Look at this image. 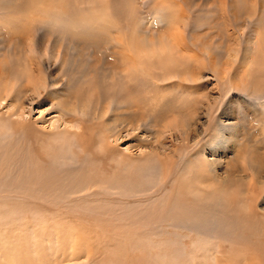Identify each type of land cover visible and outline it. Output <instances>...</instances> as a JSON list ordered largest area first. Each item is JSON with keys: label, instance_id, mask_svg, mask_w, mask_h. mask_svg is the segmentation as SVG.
I'll return each instance as SVG.
<instances>
[{"label": "rangeland", "instance_id": "1", "mask_svg": "<svg viewBox=\"0 0 264 264\" xmlns=\"http://www.w3.org/2000/svg\"><path fill=\"white\" fill-rule=\"evenodd\" d=\"M0 91V140L15 154L0 149V264H230L252 248L220 228L219 210L243 208L252 190L250 210L264 219V0H0ZM153 137L178 156L171 170ZM42 161L47 171L35 169ZM184 178L208 184L182 206L198 214L197 233L127 230L162 216ZM186 232L190 250L163 251ZM142 239L149 249L128 251Z\"/></svg>", "mask_w": 264, "mask_h": 264}, {"label": "bare ground", "instance_id": "2", "mask_svg": "<svg viewBox=\"0 0 264 264\" xmlns=\"http://www.w3.org/2000/svg\"><path fill=\"white\" fill-rule=\"evenodd\" d=\"M5 88V87H4ZM21 89V88H20ZM19 90V89H18ZM4 91V90H3ZM7 91V90H6ZM12 91V90H11ZM1 92V91H0ZM8 92H10V90L8 91ZM8 92L6 93V94H8ZM18 92V94H16V97H18L17 95H21V91L19 92V91H17ZM34 92H36L35 90H34ZM11 93V92H10ZM12 95H14V94H12ZM12 97V96H11ZM11 97H10V100L11 101H9V103H10V105L12 104L11 102H14L15 100H17V98L14 96V98H12L11 99ZM6 98V97H5ZM15 99V100H14ZM19 99L20 98H18V102H19ZM2 100V102H4V100L3 99H1ZM0 100V101H1ZM12 100H14V101H12ZM16 102V101H15ZM64 102V101H63ZM31 103V102H30ZM23 103L21 102V105H22ZM0 105H1V103H0ZM19 106H21L20 104H18ZM22 107H24V106H22ZM62 107V106H61ZM8 108V107H7ZM84 108V107H83ZM82 108V109H83ZM24 109V110H23ZM27 109H29V108H27ZM81 109V110H82ZM13 110V109H12ZM11 110V111H12ZM80 110V111H81ZM8 110H6V112H7ZM15 111H17V110H15ZM15 111H12V112H15ZM69 111V110H68ZM83 111V110H82ZM20 113V115H15V116H20L22 119H24L25 120V118H27V115H28V111L26 112V109L25 108H22V110L21 111H19ZM84 112V111H83ZM18 112H16V114H17ZM25 113H27V115H25ZM59 113V112H58ZM6 114V113H5ZM64 114V113H63ZM4 115V114H3ZM58 115V114H57ZM59 115H61V113L59 114ZM66 115V114H65ZM1 116H2V114H1ZM14 116V115H13ZM63 116V115H62ZM62 116H57V119L54 121V124H55V122H56V125L58 124V122L59 121H61V120H63L62 118ZM9 116H7V117H5V118H7L8 119V121H9V119L11 120V118H8ZM52 117H54V116H52ZM56 117V116H55ZM54 117V118H55ZM2 117H0V119H1ZM13 118V117H12ZM29 118V117H28ZM21 119V120H22ZM52 119V118H51ZM2 120V119H1ZM16 120H17V117H16V119H15V122H16ZM54 120V119H53ZM65 121V120H64ZM63 121V122H64ZM74 121V120H73ZM0 122H3V121H0ZM66 122V121H65ZM64 122V123H65ZM4 123H6V120H5V122ZM4 123H0L1 124V126L4 124ZM28 123V122H27ZM26 123V124H27ZM53 123V122H52ZM67 123V122H66ZM75 122H73L72 124H74ZM186 123V122H185ZM79 124V123H78ZM78 124H77V122H76V124H75V126H78ZM20 125V124H19ZM22 125V124H21ZM68 125V124H67ZM164 125V124H163ZM186 126V125H185ZM15 127H17V126H15ZM25 127H27V126H25ZM24 127V128H25ZM162 127H164V126H162ZM178 127V126H177ZM183 127V126H182ZM172 128V127H171ZM170 128V129H171ZM7 129V128H6ZM15 129V128H14ZM173 129V128H172ZM178 129V128H177ZM187 130V129H186ZM20 131V130H19ZM173 131H174V136H176V137H181V135L183 134L184 135V138H185V136H186V133H185V130L184 129H181L180 128V130H175V129H173ZM21 132H22V130H21ZM119 132V131H118ZM157 132H159V131H157ZM156 132V133H157ZM165 132H167L166 133V135L169 133V131L166 129V130H161L159 133H158V137H161V139L163 140V138H164V136H166L164 133ZM38 133V132H37ZM57 133V132H56ZM69 133V132H68ZM108 133V132H107ZM39 134H41V133H39ZM60 134H61V131H60ZM60 134H58L59 136H60ZM63 134V133H62ZM72 134H73V132H72ZM112 134H116V133H114L113 131H112ZM152 134V133H151ZM155 134V133H154ZM154 134H153V136H154ZM46 135H48V134H46ZM57 134H55V136H56ZM58 135L56 136V137H58ZM65 134H63V135H61V137L62 136H64ZM113 135V137L115 138V136ZM119 135H120V133H119ZM118 135V136H119ZM157 135V134H156ZM162 135H164V136H162ZM12 136V135H11ZM11 136H10V138H11ZM40 136V135H39ZM70 136H71V133H70ZM69 136V137H70ZM111 136V135H110ZM173 136V135H172ZM43 137H44V135H43ZM112 137V138H113ZM120 137V136H119ZM155 137V136H154ZM152 138V139H156V138ZM2 138V137H1ZM35 138V137H34ZM37 138V137H36ZM111 138V137H110ZM109 138V139H110ZM111 138V139H112ZM174 138V137H173ZM7 139V138H6ZM166 139H168V138H166ZM170 139V138H169ZM33 140V139H32ZM36 140V139H35ZM51 140H53V139H51ZM106 140V139H105ZM116 140V139H115ZM117 140H118V138H117ZM0 141H4L3 139L2 140H0ZM39 141V140H38ZM53 141H55V140H53ZM78 141V140H77ZM77 141H76V143H77ZM153 141V140H152ZM158 141V142H157ZM169 141H171V139L169 140ZM1 142V143H2ZM8 143L9 141H4V143ZM56 142V141H55ZM72 142V141H71ZM73 142H75V141H73ZM72 142V143H73ZM103 142V141H102ZM155 142H156V144H157V148H155V149H161V151L164 149L165 151H166V153L165 154H167V156H170V157H168L170 160H167V161H164V163L162 164L163 165V168H165V169H167L168 171L169 170H171V168H172V166H173V159L176 157V158H178V156H175L174 157V155H172L171 153L174 151L173 149H172V146H170V151L169 150H166V149H168V146H165L166 144H168V143H163L160 139L158 140V139H156L155 140ZM181 142V141H180ZM186 142V141H185ZM185 142H184V144H185ZM0 143V144H1ZM6 143V146H8V147H1L0 149H2V148H6L5 150H7V148H9V150H7V152L6 151H4V149H3V151L4 152H6V154H8V155H10V156H12V158H13V155H15L14 154V150H12L11 148H10V144L8 145ZM10 143H11V141H10ZM69 143V142H68ZM104 143V142H103ZM16 145L14 146V147H16L17 146V143H15ZM74 144V143H73ZM156 144H155V146H156ZM3 144H1L0 146H2ZM5 145V144H4ZM54 145H57L56 143L54 144ZM72 145V144H71ZM75 145V144H74ZM80 145V144H79ZM105 145V144H104ZM103 145V146H104ZM66 146H68V145H66ZM102 146V147H103ZM106 146V145H105ZM13 147V148H14ZM80 148H81V146H80ZM83 148V147H82ZM81 148V149H82ZM15 149H17V148H15ZM107 149V148H106ZM109 149V148H108ZM108 149H107V151H108ZM24 150V149H23ZM79 150V149H78ZM82 150H80V152H81ZM103 150H101V152H102ZM165 151H163V152H165ZM0 152H2V151H0ZM4 152H3V154H4ZM10 152V153H9ZM13 152V153H12ZM26 152V151H25ZM84 152V151H83ZM109 152V151H108ZM202 152V151H201ZM11 153L13 154V155H11ZM85 153V152H84ZM103 153V152H102ZM24 154V153H23ZM74 154V153H73ZM153 154V153H152ZM162 154V153H161ZM169 154H171V155H169ZM216 154V153H215ZM214 154V155H215ZM7 155V156H8ZM82 155H84V154H82ZM163 155V154H162ZM17 156V155H16ZM87 156V155H86ZM108 156V155H107ZM147 156V155H146ZM187 156V155H186ZM216 156V155H215ZM88 157V156H87ZM6 158V157H5ZM8 158V157H7ZM6 158V161L8 160ZM24 158V157H23ZM92 158V157H91ZM184 158L185 157H183V160H184ZM211 158H213V157H211ZM4 159V158H3ZM13 159H15V158H13ZM20 159V158H19ZM19 159H17V161H19ZM25 159V158H24ZM88 159V158H87ZM90 159V158H89ZM12 159H10V163H12V161H11ZM22 160V159H21ZM86 160V159H85ZM85 160L84 161H82L83 162V164H84V162H85ZM91 160V159H90ZM44 161V160H43ZM43 161L42 162H40L42 165H38V164H36V162L34 163V165H35V169L36 170H43L44 168H45V170L47 171L48 169H49V164L46 162L45 164L43 163ZM175 161V160H174ZM22 162V161H21ZM88 162H90V163H92L91 161H88ZM135 162V161H134ZM179 162V161H178ZM184 162V161H183ZM209 162V161H208ZM2 163L4 164V162L2 161ZM2 163L0 162V172H3L2 170V168H3V166L5 165H2ZM15 163V162H14ZM6 164H7V162H6ZM44 164V165H43ZM12 165H13V163H12ZM16 165V164H15ZM19 165L21 166V164L19 163ZM197 165V164H196ZM212 165H214V162H212ZM20 166H18L19 168H20ZM59 166V165H58ZM83 166V165H82ZM81 166V167H82ZM180 166V165H179ZM200 166H202V164H200ZM84 167V166H83ZM154 167V166H153ZM256 167V166H255ZM262 167V166H261ZM196 168H197V170H199V164L196 166ZM263 169V168H262ZM261 169V170H262ZM175 170V169H174ZM177 170V169H176ZM251 170V169H250ZM149 171V170H148ZM259 171H260V168H259ZM9 172V171H8ZM139 172V171H138ZM175 172V171H174ZM228 172V171H227ZM213 173V172H212ZM1 175L3 174V173H0ZM117 174V173H116ZM175 174V173H174ZM1 175H0V177H1ZM84 175V174H83ZM144 175V174H143ZM140 177H141V175H139ZM59 177V176H58ZM145 177H147V176H145ZM171 177V176H170ZM175 177V176H174ZM180 177V176H179ZM215 177V176H214ZM120 178H121V176L119 177V179H118V181H119V183H121V182H126V181H129L131 178H128V179H122L123 181H120ZM125 178V177H124ZM194 178V177H193ZM196 178V177H195ZM200 178V177H199ZM216 178V177H215ZM252 178V177H251ZM73 179V178H72ZM75 179V178H74ZM181 179V178H180ZM197 179V178H196ZM220 179V178H219ZM230 177H228V176H225V177H223V179L222 180H224L225 182H227V183H230L231 181H230ZM2 180V179H1ZM0 180V181H1ZM61 179L59 178V181H60ZM112 180H114V181H112L113 183L115 182V181H117V180H115V179H112ZM133 179H131L130 181H129V185L131 186V181H132ZM147 180V179H146ZM146 180H145V182H146ZM174 180V179H173ZM179 180V179H178ZM9 181V180H8ZM73 181V180H72ZM142 181V180H141ZM184 181V182H183ZM183 181H178V182H176L175 183V185H174V187L171 189V193H170V197L169 198H167V201L164 199V200H162V202H164V204L166 205V206H164V209H163V211H165V212H168L167 214L164 212V213H162V216L164 215V216H167L170 220H167V221H164V222H162V218H164V217H162V216H160V217H155V218H153V219H151L150 221H151V223H149V222H146V221H141V222H138L137 220L136 221H134V222H128V223H125V225L126 224H130V225H127V226H125V227H127V230L129 231V228H131V226H133V227H139L140 229H144V230H149L150 231V227L149 226H152V227H163V233H164V235L165 234H167V235H169L170 233H173V234H175V230L173 229L174 227H178V226H187L188 227V230L190 231V230H195L196 231V233L201 229V223L199 222V221H197L195 218H197V217H199L198 216V214L197 213H189V212H186V211H184L183 210V208L184 207H182V206H184L185 204H186V198H187V195L188 194H190L191 193V191L193 190V193L194 194H197L198 196H200V195H203V194H205L206 193V191H207V186H205L204 184H207V183H203V185H197V182H191V180L190 179H188V178H184L183 179ZM16 182V181H15ZM64 182V181H63ZM112 182H110V183H112ZM135 182V181H134ZM143 182V181H142ZM141 182V183H142ZM149 182V181H148ZM155 182V181H154ZM241 182V181H240ZM3 183H6V182H3ZM17 183H19V182H17ZM17 183H15V185L17 184ZM118 183V184H119ZM133 183V182H132ZM138 181H137V185H138ZM147 183V182H146ZM150 183V182H149ZM223 183V182H222ZM65 184H67V183H65ZM122 184V183H121ZM120 184V185H121ZM127 184V183H126ZM133 184H135V183H133ZM143 184V183H142ZM219 184H220V182H219ZM0 185H1V187H2V184L0 183ZM3 185H5V184H3ZM93 185V184H92ZM116 185V184H115ZM128 185V186H129ZM144 185H146V184H144ZM208 185V184H207ZM225 185V184H224ZM238 185V184H237ZM237 185H236V187H237ZM6 186H8L7 184H6ZM4 187V188H6V189H8L7 187ZM23 185H21V183H20V189H21V187H22ZM70 186V185H69ZM74 186V185H73ZM100 186V185H99ZM136 186V185H135ZM140 186V185H139ZM143 186V185H142ZM152 186H154V185H152ZM159 186H160V184H159ZM66 188L68 187V186H65ZM92 187H94V186H92ZM102 187V186H101ZM141 187V186H140ZM12 188V187H11ZM11 188H9L8 190H13V189H11ZM13 188H14V186H13ZM66 188H64V189H66ZM72 188V187H71ZM73 188H75V187H73ZM90 188V187H89ZM112 188V187H111ZM159 188V187H158ZM67 189H70V188H67ZM77 189V188H76ZM78 189H79V187H78ZM233 189H234V187H233ZM2 190H4V189H2ZM71 190H73V189H71ZM235 190V189H234ZM234 190H233V192H234ZM247 190V189H246ZM15 191H17V190H15ZM62 191V190H61ZM75 190H73L72 192L71 191H68V192H66L67 194H69L70 195V193H73ZM91 191V190H90ZM147 191H148V189H147ZM174 191H177V195H175L174 196ZM248 191V190H247ZM62 193V192H61ZM149 193H150V191H149ZM230 193V192H229ZM232 193V192H231ZM254 192L252 191V190H250L248 193H246V195H244V197H243V201L245 202V206L243 207V208H238L237 207V209L235 208V209H233L232 211H231V209H228V211H225V209H221V210H219V213H220V215H221V225H220V228H222V230L224 229L226 232H228V231H232V232H235V233H237V231H239V232H241V234L242 235H245V236H247L248 238H249V240H248V242H249V244L250 243H254L253 244V246H252V248L251 249H246V250H243L242 249V252H243V254H244V256L243 257H240L239 258V260H240V262H242V263H240L237 259H235L234 261H231V263L230 264H264V219L263 218H261L260 216L261 215H259V214H256L255 212H253L252 210H250L251 209V205L254 203V200H255V198H252L251 197V195L253 194ZM55 194H57V193H55ZM98 194V193H97ZM96 194V195H97ZM99 194H100V191H99ZM143 194V193H142ZM212 194H214V193H210V198H211V200H213L214 199V197H211V195ZM219 194V193H218ZM238 194V193H237ZM72 195V194H71ZM137 195V194H136ZM247 195H249V196H247ZM61 196V195H60ZM64 196V195H63ZM214 196V195H213ZM65 197V196H64ZM82 197V196H81ZM85 198H86V196H84ZM84 197H82L81 198V200L84 198ZM88 197H90V196H88ZM112 197V196H111ZM62 198V197H61ZM217 198V197H216ZM252 198V199H251ZM69 199V198H68ZM78 199V198H77ZM79 199H80V197H79ZM113 200H115V199H113ZM198 201H199V199H197ZM53 201V200H52ZM55 201V200H54ZM56 201H59V200H56ZM70 201H72V199L70 200ZM69 201V202H70ZM76 202V200H73V204H74V206H75V202ZM82 201H84V199L82 200ZM116 201V200H115ZM221 201H222V203H224V204H231V202H228V203H225V201H224V199H221ZM241 201V200H240ZM59 202H61V201H59ZM91 202V201H90ZM146 202H148V201H146ZM196 202V201H195ZM78 203H79V201H78ZM77 203V204H78ZM85 203V202H84ZM242 203V202H241ZM63 204V203H62ZM68 204V203H67ZM168 204H170L171 206H172V208L174 207V205L175 204H178L180 207H179V210H178V212H176L175 211V209L176 208H174L173 209V211H171L172 209H170L169 207H168ZM83 205V204H82ZM237 205V206H238ZM244 205V204H243ZM144 206V205H143ZM87 207H89V206H87ZM145 207V206H144ZM213 207H214V205H213ZM135 209H132L131 211H134ZM143 210H145V209H143ZM142 210V212H144ZM246 210H247V212H246ZM250 211H252V212H250ZM141 211H139V213H140ZM260 212V211H259ZM137 213V210L134 212V215ZM139 213L136 215V216H139ZM121 214V213H120ZM119 214V215H120ZM151 214V213H150ZM149 214V215H150ZM117 216V215H116ZM132 217V216H131ZM135 218V217H134ZM200 218H201V215H200ZM259 218V219H258ZM112 219V218H111ZM113 219H114V217H113ZM121 219V218H120ZM165 219V218H164ZM118 220H119V218H118ZM120 221V220H119ZM127 221V220H126ZM148 221V220H147ZM204 221V220H203ZM123 222V221H122ZM94 223V222H93ZM123 224V223H122ZM114 226V225H113ZM122 227V226H121ZM114 228V227H113ZM117 228H119V227H117ZM165 229H167V230H165ZM114 230H115V228H114ZM119 230V229H118ZM117 230V231H118ZM221 230V231H222ZM121 231V230H120ZM159 231V230H158ZM157 231V232H158ZM224 232V231H223ZM148 233H150V232H148ZM162 233V234H163ZM178 234H180V233H178ZM225 234V233H224ZM163 235V236H164ZM164 237H167V236H164ZM171 237H173V236H171ZM175 238V237H174ZM104 239V238H103ZM144 239V238H143ZM142 239V240H143ZM193 238L189 235V234H187V232H186V234L185 235H183V236H180V242H178V241H175L174 239H170V240H173L171 243L172 244H169V245H167L166 246V249H163V251L165 252V253H171V252H174V253H178V252H180V253H183V252H185V251H187V250H190L189 248H191V247H189V245L190 246H192V244H193V241H191ZM231 239V238H230ZM233 239H234V237H233ZM232 239V240H233ZM238 239V238H237ZM105 240V239H104ZM235 240V239H234ZM233 240V241H234ZM242 240V239H241ZM244 240V239H243ZM246 240V239H245ZM88 241V240H87ZM111 241V240H110ZM115 241V240H114ZM113 241V242H114ZM150 241V240H149ZM148 241V242H149ZM186 241H187V243L189 244H186ZM79 242V241H78ZM83 242V241H82ZM111 243V244H113L114 245V243ZM148 242H144V240L143 241H138V243H136V245H133L132 247H130V248H128L129 250L128 251H130V250H132V249H134V248H142L143 249V247L145 248H147V243ZM158 242H160V241H158ZM169 242V241H168ZM229 242V241H228ZM236 242V240L234 241V243ZM77 243V242H76ZM80 243V242H79ZM95 243V242H94ZM151 244V243H150ZM245 244V243H244ZM92 245V243H87V244H83V245H81L80 246V248H84L85 249V251L89 254V252H90V247L89 246H91ZM100 245V244H99ZM99 245H98V247H99ZM102 245H104V243L102 244ZM125 245V244H124ZM196 245V244H195ZM101 246V245H100ZM151 246V245H150ZM159 246V245H158ZM70 247H71V245H70ZM102 247V246H101ZM117 247V246H116ZM119 247V246H118ZM118 247H117V249H118ZM155 247V246H154ZM197 247V246H196ZM195 247V248H196ZM238 247H240V246H238ZM238 247H236V246H234L233 248H230V249H234V250H236V251H238V252H240V250H239V248ZM76 248V247H75ZM74 248V249H75ZM90 248V249H89ZM125 248V247H124ZM71 249V248H70ZM92 249L94 250V247H93V245H92ZM110 249V248H109ZM121 249V248H120ZM147 249H149V248H147ZM152 250H153V248H151ZM218 249H219V251H218V254H219V256L220 257H223V251H224V247L221 245V243L218 245ZM72 250V249H71ZM141 250V249H140ZM145 250V249H144ZM144 250H142L139 254H141ZM157 250V249H156ZM69 251V250H68ZM78 251V250H77ZM119 251V250H118ZM148 251V250H147ZM79 252V251H78ZM95 252V251H94ZM153 252V251H152ZM159 252V251H158ZM225 252V251H224ZM68 254L70 253V252H67ZM81 253H83V251L81 252ZM130 253V252H129ZM201 253H203V251L201 252ZM77 254H79V253H77ZM132 254V253H131ZM134 254H136V253H134ZM153 254V253H152ZM179 254V253H178ZM73 255V254H72ZM82 255H84V254H82ZM91 255V254H90ZM117 255V254H116ZM173 255V254H172ZM177 255V254H176ZM206 255V254H205ZM239 255V254H238ZM241 255V254H240ZM144 256L145 257H147V256H149L147 253H145L144 254ZM153 256V255H152ZM162 256V255H161ZM209 256V255H208ZM207 256V257H208ZM157 257V256H156ZM167 257H168V255H167ZM226 257V256H225ZM69 258V256L67 257V259ZM169 258H172V257H169ZM174 258V257H173ZM200 258V257H199ZM65 259V258H64ZM86 259H88V260H91V258L88 256H86ZM85 259V260H86ZM168 259V258H167ZM213 259H214V264H224L223 262H222V260L221 259H219V258H217L215 255L213 256ZM165 260V259H164ZM177 260V259H176ZM181 260V259H180ZM65 261H66V259H65ZM73 261H74V259H73ZM156 261V260H155ZM175 261V260H174ZM170 262H172V261H170ZM178 263V262H177Z\"/></svg>", "mask_w": 264, "mask_h": 264}]
</instances>
